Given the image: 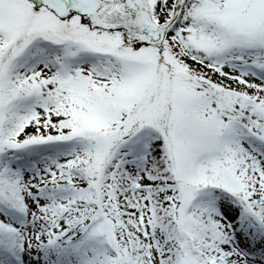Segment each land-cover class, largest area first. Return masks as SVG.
Returning <instances> with one entry per match:
<instances>
[{"label":"snow or ice","instance_id":"1","mask_svg":"<svg viewBox=\"0 0 264 264\" xmlns=\"http://www.w3.org/2000/svg\"><path fill=\"white\" fill-rule=\"evenodd\" d=\"M0 264H264V0H0Z\"/></svg>","mask_w":264,"mask_h":264}]
</instances>
